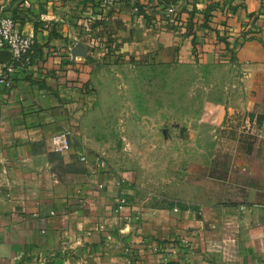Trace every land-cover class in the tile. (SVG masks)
Returning <instances> with one entry per match:
<instances>
[{
  "label": "crops",
  "instance_id": "0c3cea01",
  "mask_svg": "<svg viewBox=\"0 0 264 264\" xmlns=\"http://www.w3.org/2000/svg\"><path fill=\"white\" fill-rule=\"evenodd\" d=\"M5 16L33 38V53L12 87L0 82V264H130L128 247L140 264H264V0H0ZM78 43L87 57L73 61ZM118 60L225 67L227 110L254 131L249 162L218 177L191 169L201 177L170 190L165 208L97 170L94 128L113 126L140 94L118 98L114 75L98 70ZM136 68L119 75L125 88L161 79ZM66 129L72 148L55 153L52 138Z\"/></svg>",
  "mask_w": 264,
  "mask_h": 264
},
{
  "label": "rangeland",
  "instance_id": "374dc122",
  "mask_svg": "<svg viewBox=\"0 0 264 264\" xmlns=\"http://www.w3.org/2000/svg\"><path fill=\"white\" fill-rule=\"evenodd\" d=\"M97 66L114 75L120 99L126 89L140 87L136 91L140 94L131 95L129 110L114 112L121 120L94 128L98 130L95 155H105L108 169L130 185L131 196L156 200L158 208H165L170 190H184L187 178L194 176L191 169L200 173L209 167L211 177H218L236 163L249 162L243 154L254 131L246 116L227 110L225 67L180 62L136 64L145 72L161 71V79L129 78L125 88L119 75L136 71L134 64L118 60ZM124 122L127 124L121 125ZM26 262L45 264L40 256Z\"/></svg>",
  "mask_w": 264,
  "mask_h": 264
},
{
  "label": "built area",
  "instance_id": "2783aa9c",
  "mask_svg": "<svg viewBox=\"0 0 264 264\" xmlns=\"http://www.w3.org/2000/svg\"><path fill=\"white\" fill-rule=\"evenodd\" d=\"M116 2L117 0H103V4L106 8L114 7ZM168 11L169 14L172 15L175 13V8L172 7ZM1 51H8L12 55V59L9 63L0 64V82L10 88L13 86V77L22 67L30 63L33 53V38L18 30L15 17L5 16L0 18V52ZM72 142V131L66 129L62 133L53 136V151L58 154H65L71 150ZM95 160L97 170L102 172L108 170V162L104 154L95 156ZM80 161L87 162V157H80ZM116 202L118 211L121 212L125 205L122 194L117 196ZM170 247L171 246H162L156 249H161L165 254H168ZM126 253L130 256V264H140L134 257L131 247L126 249Z\"/></svg>",
  "mask_w": 264,
  "mask_h": 264
},
{
  "label": "water",
  "instance_id": "95a60500",
  "mask_svg": "<svg viewBox=\"0 0 264 264\" xmlns=\"http://www.w3.org/2000/svg\"><path fill=\"white\" fill-rule=\"evenodd\" d=\"M71 56L73 61H75L77 58H86L87 57V48L83 43H78L73 48L71 52ZM12 59V55L8 51H1L0 52V64H6L9 63Z\"/></svg>",
  "mask_w": 264,
  "mask_h": 264
},
{
  "label": "trees",
  "instance_id": "16d2710c",
  "mask_svg": "<svg viewBox=\"0 0 264 264\" xmlns=\"http://www.w3.org/2000/svg\"><path fill=\"white\" fill-rule=\"evenodd\" d=\"M194 28H195L194 25H191L190 26V28H189V35H192L193 36V45H194V49H195V55H197L198 54V49H197L198 42L196 41V35H195ZM199 44H202V43H199Z\"/></svg>",
  "mask_w": 264,
  "mask_h": 264
}]
</instances>
